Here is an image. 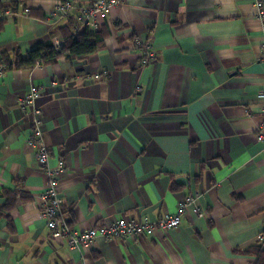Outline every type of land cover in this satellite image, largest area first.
Listing matches in <instances>:
<instances>
[{"label": "crops", "instance_id": "0c3cea01", "mask_svg": "<svg viewBox=\"0 0 264 264\" xmlns=\"http://www.w3.org/2000/svg\"><path fill=\"white\" fill-rule=\"evenodd\" d=\"M56 1L74 9L47 22ZM90 1L0 0L16 9L0 24V60L71 32L78 9ZM256 1L125 0L110 10L104 24L110 35L97 53L4 71L0 190L17 180L24 195L10 221L0 219V264L255 262L245 248L264 234V145L256 139L258 130L264 134V101L256 96L264 89V59ZM149 46L156 58L138 64ZM32 83L41 88L36 104L49 164L65 162L58 188L73 229L119 217L154 219L187 196L203 216L188 210L170 231L97 238L91 248L71 250L63 238L52 239L36 206L46 176L28 143L29 108L18 103Z\"/></svg>", "mask_w": 264, "mask_h": 264}, {"label": "built area", "instance_id": "2783aa9c", "mask_svg": "<svg viewBox=\"0 0 264 264\" xmlns=\"http://www.w3.org/2000/svg\"><path fill=\"white\" fill-rule=\"evenodd\" d=\"M125 0H92L81 6L76 15L77 25L75 31L84 27L96 29L108 20V14L111 9L120 7ZM257 9V19L260 23L263 39L260 43L261 56L264 59V3L261 0L255 2ZM74 6L70 1H56L53 6L46 10L45 21L52 23L60 18L67 16ZM25 14H28L29 8H25ZM12 10L4 9L0 11V17L12 16ZM62 43L61 38H54L52 45L58 48ZM140 63L148 64L156 58L155 52L151 47H145L140 55ZM4 67L0 64V76L4 73ZM40 86L31 84L26 94L18 99V103L23 111L29 108L30 130L28 143L35 148V159L46 176L45 185L36 197V206L39 217L43 220L49 230L52 239L63 238L69 249L84 247L91 248L97 238H134L139 236H150L157 230L170 231L179 226L181 218L188 210H191L196 216L202 217L204 212L198 205L194 196H187L181 200L174 212L164 213L154 219H140L134 217H119L109 223L99 226H93L82 230L73 229L65 220L62 213V197L58 188V182L61 173L65 170V162L57 160L54 166L49 164L50 150L46 145L42 134L43 111L36 104L40 97ZM259 100L264 101V89L256 94ZM256 139L264 145V134L258 130ZM257 240H263L264 234L259 233Z\"/></svg>", "mask_w": 264, "mask_h": 264}, {"label": "trees", "instance_id": "16d2710c", "mask_svg": "<svg viewBox=\"0 0 264 264\" xmlns=\"http://www.w3.org/2000/svg\"><path fill=\"white\" fill-rule=\"evenodd\" d=\"M6 6L0 4V11L4 10ZM16 12L15 7L12 8ZM5 20L3 16L0 17V24ZM77 25L76 19L73 21L72 30L62 33L59 37L62 39L61 45L56 49L52 42H40L36 44L35 48L22 55L15 52L13 60H10L6 55H3L0 64L7 69L31 70L36 66L52 65L60 58L66 57L70 60L83 61L90 54L97 53L105 46V39L110 35L108 27L102 24L96 30L90 28H83V30L75 31ZM65 30V29H63ZM18 181L15 180L14 188H2L0 190V198L4 199V204L0 206V219L5 218L10 221L9 212L15 207L18 198L24 195L22 190L18 189ZM175 188V187H174ZM264 240H257L253 245L245 248V251L254 257L256 260L253 264H264Z\"/></svg>", "mask_w": 264, "mask_h": 264}]
</instances>
